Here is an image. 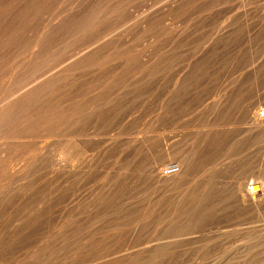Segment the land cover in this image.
<instances>
[{"label": "rangeland", "instance_id": "obj_1", "mask_svg": "<svg viewBox=\"0 0 264 264\" xmlns=\"http://www.w3.org/2000/svg\"><path fill=\"white\" fill-rule=\"evenodd\" d=\"M1 108L0 264H264V0H0Z\"/></svg>", "mask_w": 264, "mask_h": 264}, {"label": "bare ground", "instance_id": "obj_2", "mask_svg": "<svg viewBox=\"0 0 264 264\" xmlns=\"http://www.w3.org/2000/svg\"><path fill=\"white\" fill-rule=\"evenodd\" d=\"M71 5V4H70ZM8 19V18H7ZM17 59V58H16ZM41 59V58H40ZM91 64V63H90ZM78 66H81V65H78ZM94 67V66H93ZM73 74V73H72ZM70 75V74H69ZM65 78V77H64ZM89 84V83H88ZM45 89V88H44ZM55 89V88H54ZM50 90H51V88H50ZM55 91V90H54ZM68 91V90H67ZM70 91V90H69ZM37 92V91H36ZM49 92V91H48ZM35 94V93H34ZM44 94V93H43ZM26 95H28V94H26ZM32 95V94H31ZM15 96V95H14ZM34 96H37V95H34ZM25 97V96H24ZM29 97V96H28ZM14 98H16V97H14ZM20 98V97H19ZM23 99V98H22ZM29 99V98H28ZM17 100V99H16ZM16 100L14 99V100H11V101H8V103L7 104H5V105H9V106H11V102L13 103H17L16 102ZM30 100H31V97H30ZM83 101V100H82ZM82 101H81V105H82ZM25 102H27V101H25ZM29 102V101H28ZM75 102V101H74ZM32 103V102H31ZM22 104V103H21ZM79 104V103H78ZM85 104H86V102H85ZM84 104V105H85ZM75 105V104H74ZM23 106V105H22ZM28 106V105H27ZM73 106V105H72ZM77 106V105H76ZM30 107V106H29ZM71 107V106H70ZM75 107V106H74ZM80 107V106H79ZM7 108V107H6ZM6 108H4V110L1 108V112H0V128L1 127H3V129H5V130H9L10 129V115H9V109H6ZM72 108V107H71ZM22 109V108H21ZM74 109V108H73ZM70 111V109L68 110V112ZM76 110L74 109V111H70V112H72L71 113V116L73 115V113L75 112ZM7 113V114H6ZM70 114V113H69ZM76 115H77V112L75 113ZM68 115V114H67ZM75 115V116H76ZM82 115V114H81ZM80 115V116H81ZM255 115V114H254ZM10 116V117H9ZM70 116V115H69ZM70 116V117H71ZM75 118V117H74ZM77 118V117H76ZM66 119V118H65ZM82 119V118H81ZM264 119V118H263ZM262 118H261V116H258V117H256V119L253 121V125L256 127V128H261V127H263L264 126V120H263ZM69 120H71V119H69ZM68 120V122H71V121H69ZM73 120V119H72ZM12 121V120H11ZM36 121V120H35ZM52 121V120H51ZM75 121V120H74ZM73 121V122H74ZM67 124V123H66ZM10 126V127H9ZM76 126V125H75ZM165 127V126H164ZM64 128V127H63ZM169 144V143H168ZM7 162V161H6ZM179 172V171H178ZM177 172V173H178ZM182 173V172H181ZM163 174V172H161V171H159L158 172V175L160 176V177H162V178H164V179H166L167 180V175H171V174H166V175H162ZM162 175V176H161ZM173 175V174H172ZM175 176H176V173H175ZM176 178V177H175ZM163 181V180H162ZM254 190L255 191H259L260 190V193L262 192V186L261 185H259V184H256V185H254ZM239 193H240V195H241V192L243 191V189H242V187H240L239 188ZM239 195V196H240ZM260 195V194H259ZM258 195V196H259ZM254 196H256V195H250L249 193H248V191H247V194L246 195H242V200H243V202H245V203H248V204H251V205H253L254 207H256V208H258L257 206H259V207H262L263 205H264V199L263 200H256L255 199V197ZM242 202V203H243ZM246 205V204H245ZM262 205V206H261ZM32 206V205H31Z\"/></svg>", "mask_w": 264, "mask_h": 264}, {"label": "built area", "instance_id": "obj_3", "mask_svg": "<svg viewBox=\"0 0 264 264\" xmlns=\"http://www.w3.org/2000/svg\"><path fill=\"white\" fill-rule=\"evenodd\" d=\"M262 116H264V111L261 114ZM179 171V167H176L173 165V167L171 168H167V170L165 171V174H175ZM260 185V184H259ZM247 191L250 195H259L260 194V190L259 191H255L254 190V184L253 183H249V185L247 186Z\"/></svg>", "mask_w": 264, "mask_h": 264}]
</instances>
